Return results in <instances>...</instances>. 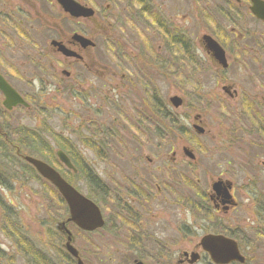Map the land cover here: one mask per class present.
I'll return each mask as SVG.
<instances>
[{
  "label": "flooded vegetation",
  "instance_id": "flooded-vegetation-1",
  "mask_svg": "<svg viewBox=\"0 0 264 264\" xmlns=\"http://www.w3.org/2000/svg\"><path fill=\"white\" fill-rule=\"evenodd\" d=\"M74 1L78 4L75 8H83L76 15L65 10L60 0H0V74L24 99L30 102L33 96L25 94L26 90L20 84L30 83L32 85L30 90L35 93L54 86L56 90L68 93L80 107L90 104L92 96L97 90H102L105 104L108 101L111 103L110 96L119 97L117 93L119 89L123 88V101L129 100L130 103L136 105L135 109L122 108L120 113L117 112L121 115L120 119L123 118L130 124L129 129L126 128V130H130L128 142L118 137V134L111 133L112 128H104L98 134L96 130L99 126L93 123L88 124L92 139L114 138L121 140L122 144L125 143L123 145L124 152L120 154V157L126 160L129 157L137 156L134 162H130L135 166L136 171L121 174L112 172L110 181L106 182L108 191L105 190L103 180H95L96 183L92 184L88 181L92 189L89 190L93 194L92 199L99 205L103 215L104 225L102 228L84 231L75 223L68 221L67 203L63 197H60L62 211L66 214L63 218L66 219L59 222L57 229L66 237V242L68 235L63 228L64 222L67 228L70 224L74 225L84 234L105 230L110 237L109 245L112 247L119 245L117 249L109 246L110 249H114L115 252L123 250L133 252L124 262L140 258L145 264H149L142 258L144 248L158 254L172 251L171 242L157 240L156 237L161 232L159 224L155 223L154 219H163L169 222L163 225L166 232L176 230L177 233L183 232L185 236H188V233L192 231V224L185 220L190 219L193 209L191 205V182L193 180L197 190L194 194L202 196L201 203L197 207L205 210L204 213L207 211L205 217L215 218L218 223L212 232H206L204 235L208 233L234 234L231 236L236 238L237 235V239L243 241L244 238L240 237L239 231L236 233L234 230L221 226V220L224 217L232 215V211L238 210L239 202L233 182L224 179L221 174L216 177V180L212 179L209 190L207 186L201 184L200 179L193 178V166H197L196 163L202 160L194 151L195 147L187 143L186 136L188 134L186 132L188 130L208 137L209 130L203 121L205 114L203 112L195 113L191 126L187 113V110L190 112V107L188 108L186 105L185 95L174 93L169 96L166 103L163 101L160 103L158 77L164 76V72L160 73L159 71L160 66L166 67L167 78L172 80L178 77V91L188 93L189 90L200 85L199 75L204 71L201 68V60L205 58L209 68L206 69V72L214 73L222 84L221 100L218 102L219 109L222 110L220 112L221 130L217 135L219 139L217 151L220 153V158L229 154L228 147H235L236 140L233 135H236L247 145V148L242 150L246 155L248 150L249 154L263 157L264 71L259 73L262 79L258 80L257 85L255 83V89H251L248 93L244 92L245 89L241 87V82L237 78L241 71H245L246 60L250 59L253 63L264 62V31L257 32L251 28V25L255 23L264 26V19L253 12L254 0H212L206 2L205 7L201 8V15L203 11L205 15L200 23L205 32L200 38L198 36L194 38V33H191V30L188 31L190 27L186 31L181 30V27L185 29L186 24L190 23V8H183V11L181 8L175 11L174 8L171 12L172 15H169L165 11L161 13V8L164 7L157 5L155 0H137L139 3L137 6L133 5L134 0H117V3H122V8H140L141 19H144L143 12L150 13L149 8L153 6L157 8H152L156 14L153 16V18L155 17L153 21L142 20L141 28L137 27V31L128 29L129 36L125 38V42L131 44V47L121 46L117 49L121 55H117L118 60L114 61V67L111 66L110 60H103L96 54L98 45L96 40L97 10L106 8V10L103 9L105 21L99 23L102 25L99 32H108L107 27L112 24L110 18L114 15L113 8H110L113 5L108 0L102 2L97 0ZM114 8H119V6L116 4ZM89 10L93 12L90 13ZM136 19L133 21L135 22ZM119 22L115 25L117 27L119 24L117 31L120 34L125 25L122 24V21L119 20ZM182 22H184V26H182ZM137 24L139 25V22ZM139 32L142 37L135 36ZM148 33L153 36H148ZM155 43H158V47L154 51V48L149 46ZM160 44L176 45V51L184 50V59L176 58L177 61L182 60L184 63L179 61L181 65H176V69L177 61L170 58V50L174 47L168 46L169 53L167 56H163L161 54L163 50L159 51ZM104 45L108 47L109 51L115 49L112 32ZM137 52L140 54L137 55ZM248 54H252V56L248 57ZM118 67L122 69L119 74L116 70ZM180 78H183L182 82ZM0 96L2 97L0 109L4 111V96L1 91ZM172 96H179L182 99L179 106L171 104ZM206 98L204 103L206 107L217 104L216 98L210 99L207 94ZM227 99L233 103L230 112L225 111L226 108H229L226 106L228 105ZM95 102L97 101H94L93 104ZM19 106L22 107V105ZM224 120H229L230 123H226ZM178 124L181 125L178 126ZM160 127L166 131L165 134L159 133ZM181 127H183V133L177 135L176 133ZM170 130L172 131L170 132ZM227 136L230 137V140H227ZM15 137L13 136L14 139L11 141L16 144L11 143L12 147L6 152L17 158L13 160L15 165H17V161L29 164L26 157L37 156V151L29 150L27 147L26 142L30 140L28 136L20 134ZM160 139L169 141L165 150H170L167 162L168 168H174V176L165 177V175L161 180L156 178V174H159L164 168L161 165H154L152 167L153 174L149 177L138 176L137 166L144 160L143 157L148 151L154 152L157 148L159 151L157 141ZM135 140L146 141V144H137ZM18 141L22 144H19ZM134 145L135 148L131 149L130 147ZM216 146L218 147V145ZM235 148L238 153L244 154L237 147ZM102 149L104 150L105 147L103 146ZM50 152L54 153L51 150H45L46 154ZM165 156L166 154H163V157ZM147 162L152 165L155 158L149 156ZM15 165L12 166V173ZM29 165L32 166L31 163ZM86 167L92 171L93 177L96 178L97 175L93 173L94 171L87 164ZM260 169L264 170V159L261 160ZM79 172L77 167L76 173L79 174ZM216 182H221V185H217L215 188ZM0 184L3 185L2 187L5 186L1 181ZM74 185L80 189L75 182ZM202 186L203 188H201ZM250 194L251 201L255 198L259 202V197L262 194L260 182H253ZM3 201L5 199L0 194V203L3 206L8 205ZM162 204L170 205L174 210L171 216L176 218L166 219L167 214L163 213ZM251 204L254 203L251 202ZM262 205L264 206V201H262ZM176 224L177 228H175ZM167 227H169L168 230ZM259 232L264 233V229H259ZM71 233V242L83 259L82 253L74 244L73 231ZM113 239H120L121 242L113 243ZM19 242L20 240H18L19 249L22 250V244ZM24 245L25 253H17L18 259L23 260L26 254L30 258V264H36L32 252H30L32 244L26 241ZM64 248L69 259L77 264V258L66 249L65 244ZM34 249L37 250L35 246ZM197 249L200 250L198 244L194 250L182 247L180 253L183 258L179 260V264L190 261L191 252L197 251ZM40 256L42 260H46L45 255L41 254ZM204 258L208 259L209 264H213L206 253L199 256L198 260ZM158 262L156 260L153 264H158ZM66 264L70 263L66 261ZM243 264H248V261L246 260Z\"/></svg>",
  "mask_w": 264,
  "mask_h": 264
},
{
  "label": "rangeland",
  "instance_id": "rangeland-1",
  "mask_svg": "<svg viewBox=\"0 0 264 264\" xmlns=\"http://www.w3.org/2000/svg\"><path fill=\"white\" fill-rule=\"evenodd\" d=\"M97 1L102 2L103 0ZM210 1L212 0H155L157 5L164 7L161 8V13L165 11L169 15H172L171 12L174 8L175 11L179 8H181V11H183V8H190V23L186 24L185 29L181 27V30L186 31V29L190 27L188 31L191 30V33H194V38H196V36L200 38L203 32H205L200 23L203 19L202 17L205 15L204 11L201 15V8H204L206 2ZM108 2L113 5L110 6V8H113L112 11L114 14L110 18L112 24L110 27H107L108 32H99L102 29L100 28L102 25L99 23L105 21L103 19L105 17L103 9L106 10V8L97 10L96 40L98 45L96 54L103 60H110L111 66L114 67V61L118 60L117 55H121L117 49L121 46L127 48L131 47V44L125 42V38L129 36L128 29L137 31V27L141 28L142 20L153 21L155 19L153 16L156 14H154L152 8L157 7L153 6L149 8L151 11L150 13L143 12L144 19H141L140 8H122V3H117V0H114V4L113 0H108ZM116 4L119 8H114ZM138 4L137 0L133 1V5L137 6ZM135 19L136 21L134 22L133 20ZM119 20L125 25L120 34L117 31L119 24L117 27L115 25ZM137 22H139V25ZM182 26H184V22H182ZM251 28L253 31L257 32L264 31V26L257 23L251 25ZM111 32L115 43V49L109 51L108 47L104 44L105 41L108 40ZM147 35L150 37L153 36L151 33ZM135 36L142 37L140 32ZM101 44L102 46H100ZM168 46L171 48L174 47L170 50V58H173L175 62L177 61V57L184 59V50L176 51V45L160 44L159 51L163 50L161 53L163 56L168 55ZM149 47H153L155 51L158 47V43L152 44ZM150 52L152 53V50H150ZM138 54H140V52H137V55ZM250 56H252V54H248V57ZM179 61L184 63L182 60ZM179 61L175 63V67L176 65H181ZM201 61V68L204 69V71L203 73L200 72L199 75L200 85L189 90L188 93H181L178 91V77L172 80L171 78H167L166 67L160 66L159 71L160 73L164 72V76L158 77L159 100L160 103L161 101L166 103L169 96L174 93L185 95L186 105L188 108L190 107L191 112L187 110L191 126L195 113L203 112L205 114L203 121L205 122V127L209 130L208 137L200 136L188 130L186 132V134H188L186 139H189H187V143L195 147L194 151L202 160L196 163L197 166H193V178L195 180L200 179L201 184H203V186L205 185V187L207 186L209 190L211 181L216 180V177L221 174L224 179L233 182L239 202L238 210H234L232 211V215L224 217V219L221 220V226L234 230L236 233L238 231V233H241L240 237L244 238L242 250L246 255L248 264H264V233L259 232V229H264V206L262 205V201H264V170L260 169L261 160L264 159V156L249 154L248 150L247 156L242 151L247 148V145L237 138L236 135H233L236 140L234 146L244 154L238 153V150L231 146L228 147L227 150L229 154L220 158V153L217 151V148H219V139L217 135L221 130L220 112L222 110L219 109L220 106L218 102L221 100L220 94L222 84L214 73L206 72V69H209L207 60L204 58V60ZM116 70L118 74L122 72V69L119 67ZM262 71H264V62L253 63L250 59L246 60L245 71H241L239 76H237L238 81L240 80L241 82V87L245 89L244 92L248 93L251 89H255V83L257 85L258 80L262 79L259 75ZM182 79L183 78H180L181 82ZM217 81H219V83H217ZM20 85L26 90L25 94H28L30 97L33 96L31 99L28 98L30 99V107L25 109L24 107L18 106L12 111L5 112L4 110L3 113L0 109V127L3 129V133L0 131V139L9 142L10 139H14L13 136L15 137L24 132H34L35 135L39 134L45 142L49 143V147L54 154L57 149H63L57 141V139H61L68 144V149H64L69 151V155L74 159L80 172L76 175L67 172L66 170L68 169L61 164L56 155L55 158L53 157L52 159V164L57 169L63 171L67 177L71 178L72 182H75L79 188H81L82 192L87 195L90 194L89 190L92 189L88 184V178L80 169V167H83L85 170L88 169L86 164L94 171L93 173L97 175L96 180H103L102 182L105 184V190L107 191L106 182L110 181L112 172L121 174L127 172L133 173L136 171L135 166L130 162H134L137 156L129 157L126 160L120 157V154L124 152L123 145L125 143L122 144L121 140L114 138L108 140H94L89 134L90 126L88 124L93 123L99 126L96 130L98 134L104 128H112L114 131L111 133L114 132L118 134V137L128 142L130 130H126V128L129 129L130 124L123 118L120 119L121 115L117 112L120 113L122 108L130 110H132V108L135 109L136 105L130 103L129 100L123 101V88L119 89L117 93L119 97L110 96L111 103L108 101L105 104L102 90H97L92 96L90 104L80 107L76 105L77 103L73 101L68 93L58 91L54 86H49L48 90L45 88L41 92L35 93V91L30 90L32 87L30 83H22ZM206 94L210 99L216 98L217 104L212 105V107H206L204 104L207 100ZM0 101L2 102L1 96ZM94 101L97 102L93 104ZM134 101H136V99H134ZM226 101L228 102L226 106L229 108H226L225 111L230 112L233 108V103L228 99ZM168 120L171 121L170 118H168ZM224 121L230 123L229 120ZM180 125L181 124H178V126ZM136 131L138 132V130ZM171 131L172 130H170V132ZM159 133L165 134L166 131L160 127ZM182 133L183 127L179 128L176 134L179 135ZM8 134H10V136ZM15 138L17 139L19 137ZM227 140H230L229 136H227ZM135 141L137 144H146V141ZM168 143V140L160 139L157 141L159 151L157 148L154 152L148 151L146 155H144V160L137 166L138 176H151V174H153L152 167L154 165L164 166L160 173L156 174V178H159V180L165 175V177L168 175H170V177L174 176V168H168L167 161L169 159L168 152L170 150H165ZM216 145H218V147ZM103 146L105 147L104 150L102 149ZM8 148L10 149V147ZM130 148L134 149L135 145ZM163 154H166V156L163 157ZM149 156L155 158V162L152 165H149L147 162ZM16 163L17 165L14 166L13 173L8 169L10 165L0 167V181L5 185L2 187L3 185L0 184V194L5 199L3 202L8 204L3 206V204L0 203V264H30V258L26 256V254L23 260L18 259L17 253H25L24 250L19 249L18 240H20L19 243H21V241H29L32 244V249H34V246L37 248L39 253V255H37L40 261L37 263V261L34 260L36 264H66V261L70 264H74V262L69 259L64 248L66 237L57 229V225L65 219L63 217L66 215L62 211L61 199L57 190L34 169H29L20 161ZM252 165L256 167H252ZM253 182H260L261 184L262 194L259 197V202H257L255 198L251 201L250 190L253 186ZM194 184L195 182H191V186H195ZM203 186L201 188H203ZM192 193H194L193 190ZM199 198L201 200L202 196L200 195ZM251 202L254 204L252 205ZM161 207L163 213L167 214L166 219L176 218L171 216L174 210L170 205L162 204ZM204 211L205 210L198 207L191 210L190 219L185 220V222L191 223L193 227L192 231L188 233V236H185L183 232L177 233L176 230L172 232L168 230L169 227H167L168 232H166L163 225L168 222L167 220H153L155 223H158L160 227L161 233L156 237L157 240H164L165 242L172 243L170 245L172 251L160 252L162 254L160 256L162 262L165 264H178L179 260L183 258L180 253L182 247H189V249L192 248V250H194V247L199 243V239L204 233L213 231L212 229L218 224L217 220L215 218L210 217L209 219V217H205L207 211L205 213ZM70 225L69 228L73 231L74 244L82 253L85 264H122L126 258L131 256L130 253H133L124 250L115 252L114 249H110V247H112L109 245L110 237L105 230L100 232L97 231L93 234H84L77 230L74 225ZM175 228H177V224ZM15 229H17V231H15ZM173 239L174 241H172ZM116 242L120 243L121 240L113 239V243ZM118 246L117 244L112 248L117 249ZM21 249L24 248L22 247ZM32 249H30V252H32L33 257L35 253ZM197 251H199V249H197ZM41 254L45 255L46 260L41 259ZM142 254V258L150 263L154 253L150 249L144 248ZM185 264H187L186 261ZM196 264L209 263L208 259L204 258L199 260Z\"/></svg>",
  "mask_w": 264,
  "mask_h": 264
},
{
  "label": "water",
  "instance_id": "water-1",
  "mask_svg": "<svg viewBox=\"0 0 264 264\" xmlns=\"http://www.w3.org/2000/svg\"><path fill=\"white\" fill-rule=\"evenodd\" d=\"M60 1L64 4L65 10L70 11L75 15L83 9L75 8L74 5L76 4L73 0ZM252 9L257 16L264 19V1L254 0V8ZM89 12L92 13L93 11L89 10ZM0 90L5 95L3 104L6 108L12 109L13 106L20 103L28 105L20 94L11 87L1 75ZM170 100L175 106H179L182 101V99L177 96L171 97ZM58 156L65 165L73 168L69 157L63 151H58ZM26 159L36 167L41 175L49 179L66 199L70 210V221H74L79 227L85 230H94L104 225L101 211L91 199L78 192L72 185L66 182L56 170L45 162L31 156H27ZM217 185H221V182H216L214 187L216 188ZM63 228H65V223H63ZM66 232L68 233V251L78 258L77 264H84L79 257L78 250L71 245V232L68 229ZM201 245L210 253L211 258L215 263L227 264L232 261H245V257L241 255L236 241L231 238L222 235H206L201 239ZM192 256L194 257L193 261L198 258V254L196 253H193ZM132 264H143V262L135 261Z\"/></svg>",
  "mask_w": 264,
  "mask_h": 264
},
{
  "label": "trees",
  "instance_id": "trees-1",
  "mask_svg": "<svg viewBox=\"0 0 264 264\" xmlns=\"http://www.w3.org/2000/svg\"><path fill=\"white\" fill-rule=\"evenodd\" d=\"M0 131L3 133V129L1 127H0ZM21 134H22V136H28L30 138V140L26 142V145L29 148V150L37 151V156L38 157H40V158L44 159L45 161H47V162L52 164V159H53V157H55L54 154L51 153V152L48 153V154L45 153V150H48V151L51 150L50 147H49V143L45 142L44 139H42L39 134L35 135L34 132H24V133H21ZM8 135L10 136V134H8ZM33 135H35V136H33ZM21 139H23V137H21ZM57 141L60 144V146L63 147V149L64 148L68 149V144L67 143L63 142L61 139H57ZM18 142H19V144H22V142H20V141H18ZM11 143H15V142L11 141V139L9 140V142L8 141L5 142L4 139H0V153H1V156H0V167L1 166L4 167V166L10 165V167L8 168L9 171H12V166L15 165V163L13 162V159H17L15 156H13V155H11V154L6 152L9 149L8 147H10V148L12 147ZM113 147H114V143H113ZM66 152H69V151L67 150ZM72 161L76 165V163H75L73 158H72ZM24 164L29 169H33L32 166H30L29 164H27V163H24ZM4 169H6V168H4ZM80 169L86 175V177L88 178V181H89L90 184H92L93 182L96 183V181H95L96 178L93 177V175H92L90 170H88V169L85 170L83 167H80ZM68 172L70 174H72L70 171H68ZM62 174H64V176L70 182H72L71 181L72 179L67 177V175L65 173L62 172ZM72 175H74V173ZM192 182H195V181L193 180ZM194 185L196 186V184H194ZM195 186H192L193 192L197 191ZM199 196H200V194L197 196L194 193H192V195H191V205H192L193 209H195L199 205V203H201V200H200ZM18 230L20 231L19 228H18ZM15 231H17V229H15ZM231 235H234V234H231ZM236 238H237V235H236ZM21 244H22V247H24V249H25L24 241H21ZM24 249H22V250H24ZM32 251L35 253V254H33V257H34L35 261H37V263H38L40 261L38 259L39 253L35 249H32ZM28 253H30L29 250H28ZM160 264H162V263H160Z\"/></svg>",
  "mask_w": 264,
  "mask_h": 264
}]
</instances>
